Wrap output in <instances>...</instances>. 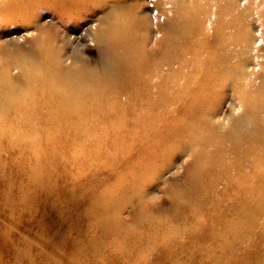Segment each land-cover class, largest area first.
I'll use <instances>...</instances> for the list:
<instances>
[{"label": "rangeland", "instance_id": "1", "mask_svg": "<svg viewBox=\"0 0 264 264\" xmlns=\"http://www.w3.org/2000/svg\"><path fill=\"white\" fill-rule=\"evenodd\" d=\"M0 185V264H235V222L264 258V0H0Z\"/></svg>", "mask_w": 264, "mask_h": 264}, {"label": "bare ground", "instance_id": "2", "mask_svg": "<svg viewBox=\"0 0 264 264\" xmlns=\"http://www.w3.org/2000/svg\"><path fill=\"white\" fill-rule=\"evenodd\" d=\"M82 1H87V0H82ZM64 3L68 8H72V6L75 3V0H64ZM173 8L175 9V7H173ZM181 14L184 17V20L193 22V23L189 24L188 28H191L193 30L195 27H197L196 30H193V31L195 32L194 34L198 36V40H199L198 44H199V47L202 49L201 51L205 54L213 51L212 47H211L212 49L208 48L204 44L207 36L205 34V30H204L203 26L200 27L198 25L200 23L199 20H201L200 15L199 14H198V16L195 15V17L192 16V18H193L192 19L189 16H187L189 13L186 11L182 12ZM204 18H206V17H204ZM137 24L139 26V23L134 22V21H130V22L125 21L124 24L117 22L116 28H117V34H122V40H121L122 48L130 49L131 47H134L136 49V51L139 53L140 52L139 49L141 47L147 46L148 37L144 36L143 38L138 39V38H136V36L133 35V28L136 29L138 27ZM190 41L192 42L193 40L191 38H189L185 41V47H189ZM155 46L156 47H155L154 51H152V53H154L155 51L156 52L165 51V48L160 49L163 46L162 43L159 42ZM127 54H129V52H127ZM143 58H141V59L139 58L140 60L133 64V70L132 71L135 73V81L134 82H136L138 84V85H136V86H138L137 89L142 90V89H144V87L147 86L151 92L152 90H156L159 87L160 89L158 90V92H162L164 95V92L166 93V91L162 88V86L164 87V85L166 84V81L168 80V78L170 76L169 75L170 66L169 65L164 66V65H158V64L155 66L154 65L152 66L149 64V62H147L146 59H143ZM109 97L110 96L107 93V96H104V99L107 100ZM151 105H154V99H153V96H151V94H150L146 98L145 106L150 107ZM151 114L153 115V113H151ZM181 115L185 116L186 114L183 112V113H181ZM78 116H79V118H81L84 115L81 114ZM61 117H64V116L62 115ZM147 117L149 120L152 119L151 116H147ZM68 119L71 120L69 117H68ZM73 126L75 127V125H73ZM62 132H65V130H63V128H60L58 134L60 135V133H62ZM168 136L169 137L171 136V130H168L167 133L166 132L163 133L162 137H159V139L157 140L158 145L160 147L162 145H164V146L166 145V141L163 142V139L167 140ZM160 138H161V140H160ZM21 169H22V167H21ZM39 175H40L39 171H37V174L34 175L35 179H37V181H36L37 185L35 184V189H36L37 195H39V193H43L42 186L38 185L39 184V182H38ZM131 184H129V186L126 187V189L122 188L121 194H125L126 192L127 193H129V192L133 193L134 190L131 191V187L134 188L135 185H133L134 183H132V182H131ZM139 197H141V194L134 195V199L139 198ZM19 200H21L22 201L21 203L24 204L25 201L22 200L21 196L19 197ZM239 222L241 223V221H239ZM232 225H233V228L236 227L237 229H233V228L231 229V225L225 227L226 230L228 231V233L232 234V238L226 242V245H225L226 247H224V249H225L224 253L226 254L224 257H225L226 261L230 262V261L234 260L233 263H235V264H245L249 260L254 261L255 264H261V262H264V258L259 254V252H256V253L254 252L253 255L250 254L249 259H247V255L245 256L242 254V252H240L242 249L240 248L239 244H244V240H245V236H246V234H245L246 232L244 229L245 228L251 229L253 227L252 224L250 223L247 225L245 222H243L242 224L235 222ZM160 227L162 229L164 228L163 225H160ZM240 230H242V232ZM240 232H241V234L239 235ZM159 237H161V236H159V234H157L154 237L155 244L160 243L161 238H159ZM239 253H241V255ZM238 254L240 256H242V255L243 256L240 257V259H238V256H239ZM226 261H225V263H226ZM222 262L224 263V259H223V261H222V259H216L213 264H222Z\"/></svg>", "mask_w": 264, "mask_h": 264}]
</instances>
